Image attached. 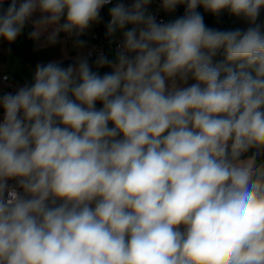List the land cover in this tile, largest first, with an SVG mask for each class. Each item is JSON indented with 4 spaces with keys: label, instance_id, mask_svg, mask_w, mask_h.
I'll return each instance as SVG.
<instances>
[{
    "label": "clouds",
    "instance_id": "obj_1",
    "mask_svg": "<svg viewBox=\"0 0 264 264\" xmlns=\"http://www.w3.org/2000/svg\"><path fill=\"white\" fill-rule=\"evenodd\" d=\"M3 2L0 38L31 21L54 44L112 0ZM151 2L109 9L111 72L37 64L0 95V264H264V0H161L186 4L168 23ZM199 6L250 26L209 28Z\"/></svg>",
    "mask_w": 264,
    "mask_h": 264
},
{
    "label": "crops",
    "instance_id": "obj_2",
    "mask_svg": "<svg viewBox=\"0 0 264 264\" xmlns=\"http://www.w3.org/2000/svg\"><path fill=\"white\" fill-rule=\"evenodd\" d=\"M133 1V0H131ZM20 0H17V3L19 4ZM150 6V5H149ZM148 6V9H149ZM113 7V5L108 4L102 7V9L100 10V20L99 22H94L88 29H86L82 34H80L79 36H77L75 33H73L72 35H69L67 33L64 32H60L57 36V42L54 44H51L48 42V36L49 34L53 31V29L50 27L47 29V31L42 32V34L39 36L38 39H33L30 37L29 42L27 44V46H29V50H30V57H31V62H26L23 60L22 56L17 52V50L14 47H10L9 42H7L6 40L2 39V43L3 45L5 44L7 47L12 48L16 53L19 54V56L22 58V60L26 63H28L32 69L33 72L35 73V69L37 64H47L49 62H61L64 61L66 59H70L72 60V64L75 62V58L77 56V52L79 49L86 50L87 53V45L92 41V36L94 34L98 35V41L99 42H106L107 43V50H106V56L108 57V59L112 60V58L114 59L117 52L114 49V44L115 42L119 39V38H123V32L122 31H118L116 34H114L113 36H108L107 35V24L110 21V14H109V9ZM179 8H181V5L179 6ZM182 12L181 9H176V11ZM40 13L37 12L34 14V16L31 18L32 20L38 19L39 18ZM184 14L182 13V16ZM181 16V14H180ZM172 19H177L179 18V15L177 16V12L175 13V15L171 16ZM60 23H64V19L62 18ZM34 30L33 24L31 21H29L28 23H26L23 31L21 32V34L17 37V39L14 42L15 44H19L20 40L24 37V34H30L32 31ZM129 30V25H127L124 29V31ZM30 36V35H29ZM77 40H81L84 41L85 44L82 47H78L76 45V41ZM88 55V53H87ZM2 54L0 53V57L2 58ZM89 56V55H88ZM90 58H95V57H99L98 55H93L92 57L89 56ZM92 68L93 71H97L100 75H103L104 73L107 72H111V69L107 66L105 67H98L93 66L91 64L90 66ZM4 69V63H3V67ZM5 70V69H4ZM27 80V79H26ZM27 81H29L30 85H31V80L28 79ZM195 83L194 80L189 79L188 81V85ZM183 86H187V85H183ZM100 107H102V104H99Z\"/></svg>",
    "mask_w": 264,
    "mask_h": 264
},
{
    "label": "trees",
    "instance_id": "obj_3",
    "mask_svg": "<svg viewBox=\"0 0 264 264\" xmlns=\"http://www.w3.org/2000/svg\"><path fill=\"white\" fill-rule=\"evenodd\" d=\"M10 3H11V0H4L2 4L3 10H6L9 7ZM179 6L180 5H177V9L179 10L181 9L182 12H179L178 10L176 12H177V16L179 15V17H181L182 13L185 14L186 4H181V8H179ZM197 11L203 15L204 22L209 28H214V29H219V30H234V29L239 28L241 30H246L250 26L246 20H244L241 17H236V16L231 15L227 9L223 10L218 17L213 15L211 12L205 11L203 6H199L197 8ZM172 20L174 21V19ZM257 23L264 25V7L260 9V15L258 17ZM29 39H30V36L27 33V34H24V37L20 40V43L18 45L17 44L14 45V43H9L10 47H14L17 50V52L22 56L23 60L26 62H31L30 50H29L30 48L29 46H27ZM221 60H223V55L218 54L214 58V63L219 62ZM59 63L62 67L66 68L69 65H72V60L66 59ZM13 75L15 77H19L18 74H13ZM99 104L100 103L98 102L97 105L100 107Z\"/></svg>",
    "mask_w": 264,
    "mask_h": 264
},
{
    "label": "built area",
    "instance_id": "obj_4",
    "mask_svg": "<svg viewBox=\"0 0 264 264\" xmlns=\"http://www.w3.org/2000/svg\"><path fill=\"white\" fill-rule=\"evenodd\" d=\"M123 2L127 7H130L132 2L131 0H112L111 5L115 6L116 3ZM175 8L174 11L168 12L164 10L162 7L161 0H152L149 6V13L154 15L156 17L157 22H164L168 23L173 21L172 17L176 13ZM133 27V25H129V30ZM123 38H119L115 44L114 49L117 52L118 46L121 44ZM106 50H107V43L102 41H98V35L94 34L92 36V41L87 45V53L89 56L98 55L101 54L106 56ZM3 59L0 57V95H3L5 93H15L20 87H23L25 84H28V81L26 79L15 77L13 74L8 72L7 70H4L3 68ZM96 107L99 109L100 107L96 105ZM0 118H2V110H0ZM111 126V125H110ZM122 138V137H118ZM9 185H14L15 181L10 180Z\"/></svg>",
    "mask_w": 264,
    "mask_h": 264
},
{
    "label": "rangeland",
    "instance_id": "obj_5",
    "mask_svg": "<svg viewBox=\"0 0 264 264\" xmlns=\"http://www.w3.org/2000/svg\"><path fill=\"white\" fill-rule=\"evenodd\" d=\"M0 53L3 55L2 59L5 70L10 72L11 74H18L19 77L23 79H27V80L30 79L31 83L33 82L34 72L32 67L28 63L24 62L22 58L19 56V54L16 53L12 48L7 47L5 44L3 45L1 38H0ZM77 53L78 54L75 58V62L72 65L77 64L78 61L81 59H87L90 66L91 64L93 66H96V60L98 59V57L90 58L87 55L85 49L83 50L79 49Z\"/></svg>",
    "mask_w": 264,
    "mask_h": 264
}]
</instances>
